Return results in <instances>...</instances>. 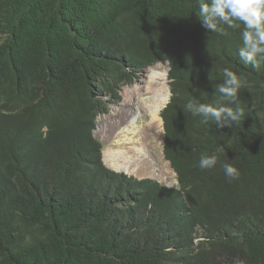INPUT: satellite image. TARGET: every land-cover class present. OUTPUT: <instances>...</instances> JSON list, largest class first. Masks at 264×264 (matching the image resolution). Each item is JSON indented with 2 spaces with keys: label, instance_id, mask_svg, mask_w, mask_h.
Wrapping results in <instances>:
<instances>
[{
  "label": "trees",
  "instance_id": "obj_1",
  "mask_svg": "<svg viewBox=\"0 0 264 264\" xmlns=\"http://www.w3.org/2000/svg\"><path fill=\"white\" fill-rule=\"evenodd\" d=\"M198 0H0V264H264V62ZM168 65L169 187L109 169L93 132L120 88ZM242 80L230 127L184 110ZM217 156L201 169V155ZM239 172L229 180L223 164Z\"/></svg>",
  "mask_w": 264,
  "mask_h": 264
},
{
  "label": "clouds",
  "instance_id": "obj_2",
  "mask_svg": "<svg viewBox=\"0 0 264 264\" xmlns=\"http://www.w3.org/2000/svg\"><path fill=\"white\" fill-rule=\"evenodd\" d=\"M198 21L208 32L227 35L223 25L228 28H238L241 24L243 30L241 37L243 46L238 55L244 65H251L259 69L264 62V0H198ZM223 82L216 86L215 92L219 98L211 103H201L195 99L184 106V110L194 117H203V122L210 119L220 127H230L232 122L238 121L243 115L239 107L230 106L237 103L238 92L242 80L230 68L223 69ZM217 164V156L201 155L199 167L211 169ZM225 176L229 180L237 179L239 172L232 164L222 165Z\"/></svg>",
  "mask_w": 264,
  "mask_h": 264
},
{
  "label": "rangeland",
  "instance_id": "obj_3",
  "mask_svg": "<svg viewBox=\"0 0 264 264\" xmlns=\"http://www.w3.org/2000/svg\"><path fill=\"white\" fill-rule=\"evenodd\" d=\"M153 68H156L160 72L166 74V80L164 83L167 86L170 97V91L167 80L168 65L165 62H161L151 68L145 69L138 76V78L135 81H133L132 84L123 85L120 88V97H121L120 101L114 105L109 106L107 113L97 117L95 123V130L93 134L95 138L98 139V141L103 146L102 161L105 164V166H107L109 169L115 171L121 170V169H115L110 166V161H108L105 158L104 152L119 151L118 154L120 155V158L119 157L118 158L120 161L117 160L118 164L124 163L123 161L126 158H129V156L132 157V160L130 159V161H128L129 159H127V162L125 161L126 164L129 163L130 166L129 174H133L137 178L156 179L157 181H159L160 184L164 186L174 187L176 186L177 183H176V176L173 173V171L170 169L172 171V174L170 175L164 174L161 172L162 170H160L162 168L159 169V167L157 166L158 163H167L169 167L168 162L164 160L163 152H162L163 150L162 122H161V130H160L161 132H158L156 139L155 138L152 139L153 133L150 131L148 125V121H149L148 113L144 109H142L143 107L139 103V100L137 98L138 94H141L143 98L147 97V95L149 96L148 86H150V81L148 76L150 69ZM155 85L156 83H153L152 87H154ZM133 113H136L137 116L135 121V126H133V128L135 127L134 132L136 134V136L133 138V141H139L135 145L138 146L142 145V147L146 149V156H144V158H146V161L144 160L139 161V159H137V157L134 156L133 152H131L130 150V146L132 144L130 145L121 144V147L120 145L116 144V142L119 141L120 139V137L117 135L119 131L124 130L123 129L124 127L129 128V130L132 129L131 125L124 123L127 117L131 116ZM152 159H154L157 164L153 165L152 163L153 161L151 162Z\"/></svg>",
  "mask_w": 264,
  "mask_h": 264
},
{
  "label": "bare ground",
  "instance_id": "obj_4",
  "mask_svg": "<svg viewBox=\"0 0 264 264\" xmlns=\"http://www.w3.org/2000/svg\"><path fill=\"white\" fill-rule=\"evenodd\" d=\"M148 77L150 81V86H148L149 96L147 95V97L143 98L141 94H138L137 98L139 100V103L143 107L142 109H144L148 113V117H149L148 125L150 128V131L153 133L152 139L154 138L156 139L158 132H161L160 130H161L162 121L160 119V112L163 109L164 105L169 100V92H168L167 86L164 83L166 80L165 73H162L158 69L153 68V69H150ZM153 83H156L154 87H152ZM136 118H137L136 113H133L131 116L127 117L124 124L127 123L128 125H131L132 129L129 130V128L124 127L123 128L124 130L119 131L117 135L120 137V139L119 141L116 142V144L120 145V147H121V144H129V145L132 144L130 146V150L131 152H133L134 156L137 157L139 161L141 160L146 161V158H144V156H146V149L143 148L142 145L141 146L135 145L139 141H133V138L136 136L134 132L135 127L133 128V126H135ZM118 153L119 151L117 152L105 151L104 156L108 161H110L111 167L115 169H121L123 171H127L128 173H130L129 163L126 164V162H127V159H129L128 161H130V159L132 160V157L131 156H129V158L125 157L126 159L125 158H124L125 160L123 159L124 163L118 164L117 160H119L120 158V155ZM151 162L153 163V165L157 164L154 159H152ZM157 166L159 167V169L162 168L160 169L162 170L161 171L162 173L168 174V175L172 174V171L168 167L167 163H158Z\"/></svg>",
  "mask_w": 264,
  "mask_h": 264
},
{
  "label": "water",
  "instance_id": "obj_5",
  "mask_svg": "<svg viewBox=\"0 0 264 264\" xmlns=\"http://www.w3.org/2000/svg\"><path fill=\"white\" fill-rule=\"evenodd\" d=\"M165 107V106H164ZM163 107V108H164ZM115 171V170H114ZM116 172H122V173H124V174H126V175H128V176H133V177H135L133 174H129V173H127L126 171H123V170H116ZM135 178H137V177H135ZM137 179H142V178H137ZM152 179V178H151ZM154 180H156V179H154ZM157 181V180H156ZM159 182V181H158Z\"/></svg>",
  "mask_w": 264,
  "mask_h": 264
}]
</instances>
